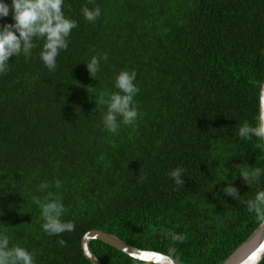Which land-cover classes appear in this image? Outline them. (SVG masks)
<instances>
[{"label": "trees", "instance_id": "trees-1", "mask_svg": "<svg viewBox=\"0 0 264 264\" xmlns=\"http://www.w3.org/2000/svg\"><path fill=\"white\" fill-rule=\"evenodd\" d=\"M85 5L99 6L94 23ZM63 11L78 27L56 70L34 40L31 55L11 57L0 74V231L35 253V264H92L81 247L92 229L145 250L175 247L184 264H222L263 223L246 202L264 190V172L251 187L239 177L264 169L263 142L241 139L238 129L255 126L261 101L264 0H64ZM103 53L92 78L85 63ZM122 70L136 72L139 116L111 133L95 99L118 91ZM177 167L183 186L169 175ZM42 182L61 196L74 231L41 228L32 197L46 195ZM230 184L236 199L220 191ZM173 232L185 240L172 241ZM89 247L102 264H151L100 239Z\"/></svg>", "mask_w": 264, "mask_h": 264}, {"label": "clouds", "instance_id": "clouds-1", "mask_svg": "<svg viewBox=\"0 0 264 264\" xmlns=\"http://www.w3.org/2000/svg\"><path fill=\"white\" fill-rule=\"evenodd\" d=\"M89 2L91 3L92 0H89ZM63 7L64 0H11L10 5L5 3L4 0H0V19L11 15V19L14 21V23H0V74L7 72L11 57L23 55L28 58L32 49L36 47L34 40L44 41L39 54L40 59L50 71L56 70L57 57L62 50H67L68 37L71 35L72 30L78 27L76 20L65 16ZM81 12L83 17L90 23H94L101 15L99 6L90 9L85 5L81 8ZM107 59V53L93 55L85 63L89 76L94 78L96 73L100 71V61H107ZM135 78V71L122 70L114 80V86L118 90L116 92L102 91L96 95L94 87H87L88 93L96 95V108L103 107L106 109L102 116V123L104 129L111 133H116L121 124L133 126L138 119L139 112L134 97L139 92V88L135 84ZM259 87L261 91H264V83H261ZM238 134L241 139L251 140L255 137L259 141H264V98H261L258 106L255 126H252L248 121H244L238 129ZM256 147L264 148V144H257ZM183 172V168L177 167L169 173L178 186L184 185ZM262 172H264V169L258 167L244 168L241 169L239 177L242 178L245 185L251 187L260 179ZM145 178L140 177L141 180ZM51 187L52 185L48 182H42L38 186V191L45 192L46 195L43 198L33 196L32 199L33 203L40 209L43 231L49 236H59L65 232L74 231L75 224L72 221L62 219L67 209L62 203L61 196L51 191ZM61 187V181L56 180L55 188L59 189ZM220 191L234 199L239 195L238 188L233 184L221 188ZM246 203L248 211L254 213L261 222H264V190L257 191L254 198L249 199ZM2 214L0 213V215ZM6 231V228L0 231V264H35V253L19 245L10 246V237L6 234ZM171 239L174 242H183L185 237L182 234L173 232ZM57 243L64 247L67 242L60 239ZM175 253L176 248L170 247L168 255L174 256ZM151 255H155L156 260H160L163 254L151 253ZM147 258V252H140L139 260ZM248 260L258 264L259 257L256 253H253Z\"/></svg>", "mask_w": 264, "mask_h": 264}, {"label": "water", "instance_id": "water-1", "mask_svg": "<svg viewBox=\"0 0 264 264\" xmlns=\"http://www.w3.org/2000/svg\"><path fill=\"white\" fill-rule=\"evenodd\" d=\"M261 98H264V91H261ZM264 144V141H262ZM94 239H100L111 246L123 251L124 253L139 259L140 252H147L148 258L143 260L147 263L151 264H184L177 258L173 256H169L168 254H165L161 252L162 257L160 260H156L155 255H151V253H159L153 250H145L144 248H140L137 246H134L123 239L119 238L118 236L114 235L112 232H109L104 229H92L87 232H85L81 239V247L83 250V253L85 257L91 261L92 264H102L101 261L97 258V256L91 251L89 247V242ZM264 222L262 225L255 230V232L248 238L246 241H244L239 248L232 253L222 264H231L229 263V260L232 259V257L239 252L240 250H244L246 252L238 261H236V264H257V262L249 261L248 258L251 254L256 253V255L259 257L258 264L264 259ZM245 246V247H244ZM248 250L246 247H248Z\"/></svg>", "mask_w": 264, "mask_h": 264}, {"label": "bare ground", "instance_id": "bare-ground-1", "mask_svg": "<svg viewBox=\"0 0 264 264\" xmlns=\"http://www.w3.org/2000/svg\"><path fill=\"white\" fill-rule=\"evenodd\" d=\"M244 247H245V246H244ZM246 248H247V250H248L249 246L246 247ZM245 253H246V252H244L243 249L240 250L239 252H237V253L232 257V259L229 260V263H231V264H236V261H238V260L240 259V257H242Z\"/></svg>", "mask_w": 264, "mask_h": 264}]
</instances>
